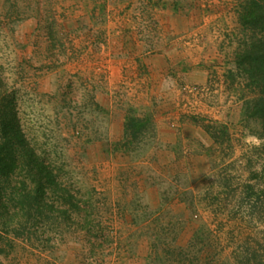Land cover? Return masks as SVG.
<instances>
[{"label":"rangeland","instance_id":"rangeland-1","mask_svg":"<svg viewBox=\"0 0 264 264\" xmlns=\"http://www.w3.org/2000/svg\"><path fill=\"white\" fill-rule=\"evenodd\" d=\"M247 1L0 0V114L59 185L51 218L0 223V264H264V138L237 66ZM168 45L206 81H145L142 56Z\"/></svg>","mask_w":264,"mask_h":264},{"label":"trees","instance_id":"trees-1","mask_svg":"<svg viewBox=\"0 0 264 264\" xmlns=\"http://www.w3.org/2000/svg\"><path fill=\"white\" fill-rule=\"evenodd\" d=\"M241 23L253 29L251 40L237 55V66L247 77L255 96L247 102L246 117L260 123L264 138V0H248L240 15ZM259 34V35H258ZM14 185L11 187V185ZM59 185L52 169L36 153L23 132L15 110L0 114V223L20 234L36 219L51 218L54 205L48 191ZM60 205L73 201L60 187ZM68 197V198H67ZM62 206H60L61 209ZM64 212V210H59ZM36 218H35V217ZM9 229V228H8Z\"/></svg>","mask_w":264,"mask_h":264},{"label":"crops","instance_id":"crops-1","mask_svg":"<svg viewBox=\"0 0 264 264\" xmlns=\"http://www.w3.org/2000/svg\"><path fill=\"white\" fill-rule=\"evenodd\" d=\"M176 20L177 18L173 17L168 22L169 28H173L176 34H181L186 29L192 27L191 23L188 24L185 21V17L182 18V23H178ZM174 49L173 45H168L164 49H161L162 53L142 56L141 65L147 68L144 80L151 82L153 85H158V88L163 84L167 85L173 83L176 78L179 79L181 77H184L186 81L204 83L208 75L205 66H199L200 63L199 65H194L198 63H192L188 55H183L180 60L174 59L176 56L174 55ZM196 129L199 131L198 128ZM161 131H164L166 135L168 134L171 139L176 137V133L174 134L173 129L164 128Z\"/></svg>","mask_w":264,"mask_h":264}]
</instances>
